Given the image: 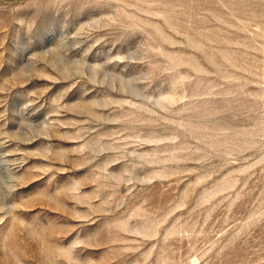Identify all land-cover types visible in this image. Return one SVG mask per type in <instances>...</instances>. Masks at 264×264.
Masks as SVG:
<instances>
[{
    "label": "rangeland",
    "instance_id": "374dc122",
    "mask_svg": "<svg viewBox=\"0 0 264 264\" xmlns=\"http://www.w3.org/2000/svg\"><path fill=\"white\" fill-rule=\"evenodd\" d=\"M0 264H264V0H0Z\"/></svg>",
    "mask_w": 264,
    "mask_h": 264
}]
</instances>
